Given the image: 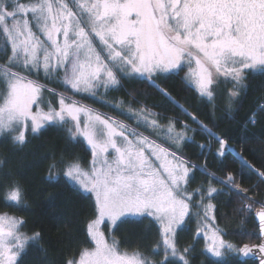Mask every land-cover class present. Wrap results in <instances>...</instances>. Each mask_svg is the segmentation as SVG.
<instances>
[{
    "label": "snow or ice",
    "instance_id": "6c2138e0",
    "mask_svg": "<svg viewBox=\"0 0 264 264\" xmlns=\"http://www.w3.org/2000/svg\"><path fill=\"white\" fill-rule=\"evenodd\" d=\"M185 68V81L201 102L215 110L222 101L230 111L246 91L248 77L264 75V0H0V143L22 149L30 136L59 125L68 147L58 160L53 157L49 179L59 169L69 186L94 198L83 244L69 250L63 264H192L196 244L181 247L179 238L193 216L195 237L205 241L201 255L258 253L264 264V200L255 198L264 189V169L245 161L224 136L156 83ZM136 78L150 81L197 127L184 123L178 129L177 120L165 123L139 101L136 107L127 105L132 127L75 99L107 95ZM259 112L264 113V105ZM256 117L252 113L249 122L255 125ZM196 134L208 139L197 145L202 154L221 161L235 156L255 173L252 189L243 188L231 173L221 178L206 164L198 167L185 159L182 147ZM82 142L91 155L87 168L70 152ZM214 145H219L215 153ZM197 172L206 179L192 187ZM224 196L240 200L238 213H254L259 244L236 247L224 239L214 203ZM26 199L20 180L0 166L4 206L23 210ZM129 218L146 222L144 247L131 252L122 250L115 236ZM25 227L23 219L0 212V264H23L30 242L40 241V232L28 235ZM149 240H155L150 250Z\"/></svg>",
    "mask_w": 264,
    "mask_h": 264
},
{
    "label": "trees",
    "instance_id": "16d2710c",
    "mask_svg": "<svg viewBox=\"0 0 264 264\" xmlns=\"http://www.w3.org/2000/svg\"><path fill=\"white\" fill-rule=\"evenodd\" d=\"M251 80L246 94L230 111L222 101L214 111H211L210 106L201 102L194 86L185 81V77L180 73L166 80L156 79V83L166 89L190 113L212 127L217 135L224 136L229 142V147L234 148L245 161L256 168L264 169V113L259 112V107L264 105V75H253ZM41 82L47 83V86L54 88L56 92L63 90L53 81ZM122 85L120 90L110 91L101 98L97 97L102 101L100 103L92 96L83 98L84 96L76 95L75 98L78 97L84 103L115 118L130 120L128 124L134 127L135 123L132 124L133 120L128 118L127 105L132 104L136 107L135 101L146 104L165 123L169 118L177 120L178 129L182 128L184 123L190 124L192 128L197 127L190 119L181 115L179 110L147 79H128L122 81ZM120 101L124 102V106L118 108L115 104ZM252 113H257L258 122L255 125L249 122ZM188 135L192 136L193 133L190 132ZM66 138L67 134L63 128L59 125H49L42 134L36 137L30 136V143L22 149H13L10 144L0 143V166L16 175L27 191L23 210L5 207L0 200V212H7L23 219L26 222L23 231L28 235L34 232L41 233L40 241L30 242L27 247L26 254L22 257L23 264H63L69 250L78 251L85 239L86 222L92 215L94 200L83 197L76 189L69 186L59 169L52 173L55 178L49 179V168L54 162L53 157L58 160L68 147ZM207 143L208 139L205 135H194V142L186 141L183 145V157L198 167L206 164L208 171L215 172L221 178L231 173L243 188L252 189L257 183L255 173L247 167H242L235 156L229 155L221 161L207 152L202 154L197 145ZM218 147L219 145L213 146V153ZM70 152L79 158L83 167L88 166L91 155L83 142L81 146L71 148ZM205 179V176L197 172L192 187L200 185ZM215 186L221 187L219 184ZM255 198L264 200V189H261ZM214 203L217 206V222L226 238L233 241L236 247L245 243L259 242L258 230L252 215L237 212L241 204L239 199L224 196ZM129 221L123 224L115 236L120 241L122 250L131 252L137 246L144 247L142 236L146 222L141 224L135 222L134 218H129ZM197 225V218L193 216L191 221L187 222V231L181 233L179 238L181 247L196 244L192 264H213L218 260L224 261L225 264H255L244 260L239 253L228 255L223 259L212 258L207 253L201 255L204 244L202 237H195ZM154 243L155 240L147 242L149 250Z\"/></svg>",
    "mask_w": 264,
    "mask_h": 264
},
{
    "label": "rangeland",
    "instance_id": "374dc122",
    "mask_svg": "<svg viewBox=\"0 0 264 264\" xmlns=\"http://www.w3.org/2000/svg\"><path fill=\"white\" fill-rule=\"evenodd\" d=\"M186 72H187V69L185 68V71H184V72H180V74H182V75L185 77ZM191 85H192V84H191ZM59 87H61V86H59ZM61 89H62V87H61ZM62 91H63V90H62ZM57 93H60V92H57ZM78 95H79V94H78ZM102 95H103V94H102ZM102 95L99 96V98H101ZM83 96H84V97H83ZM81 97H83V98H89L88 95H81ZM99 98H97V97H93V99H94L95 101H97L98 103H100V102H102V101H99ZM49 99H54V98L49 97ZM75 99H76V98H75ZM79 99H80V98L77 97L76 100H78L79 102H81V103L87 105L88 107H91V108H93V109H96V108H94L93 106H91V105H89V104H87V103H84L83 101H81V100H79ZM218 105H219V104H218ZM210 109H211V111H214L212 107H210ZM96 110H97L98 112L103 113V114H105V115H107V116H109V117H112V118H114V119H116V120H118V121H122V122H124L125 124H128L129 121H130V120L128 121V120H125V119L115 118V117H113V116H111V115H109V114H106V113H104V112L98 110V109H96ZM131 122H132V124L135 123L134 120L131 121ZM128 125H130V124H128ZM130 126H132V125H130ZM132 127H134V125H133ZM139 131H141V132H145V130H144L143 128H140ZM145 134L147 135L148 133L145 132ZM85 145H86V144H85ZM86 146H87V145H86ZM90 159H91V158H90ZM87 167H88V166H87ZM87 167H85V168H87ZM89 195H91V194H89ZM93 200H94V198H93ZM9 215H10V214H9ZM106 223H107V222H106ZM216 224L222 229V227L218 224L217 219H216ZM101 227H102L103 230H105L106 235H107V234H108V229L104 228L103 225H102ZM223 232H224V231H223ZM201 237H202V241H203V244H204V247H205V241H204V238H203V236H201ZM224 239H225L228 243H230V244L236 246L235 243H234L233 241H231L230 239L226 238L225 234H224ZM234 253H236V252H226L225 255H224L222 258L212 257L210 254H208V255H209L210 257H212V258H215V259H223L224 257H226V256H228V255H231V254H234Z\"/></svg>",
    "mask_w": 264,
    "mask_h": 264
},
{
    "label": "water",
    "instance_id": "95a60500",
    "mask_svg": "<svg viewBox=\"0 0 264 264\" xmlns=\"http://www.w3.org/2000/svg\"><path fill=\"white\" fill-rule=\"evenodd\" d=\"M252 217H253V220L256 224V227H257V230H258V236H259V242L258 243H255V244H259L261 242V234L259 232V227H258V219L255 218L254 216V213L252 214ZM247 244V243H245ZM244 244H242L240 247H242ZM249 245H252V244H249ZM244 260H248V261H252L254 262L255 264H259V254L257 253L256 255H249L248 257H244L242 254H239Z\"/></svg>",
    "mask_w": 264,
    "mask_h": 264
},
{
    "label": "flooded vegetation",
    "instance_id": "af4514ba",
    "mask_svg": "<svg viewBox=\"0 0 264 264\" xmlns=\"http://www.w3.org/2000/svg\"><path fill=\"white\" fill-rule=\"evenodd\" d=\"M186 69H187V68H186ZM257 74H259V73H256V74H253V75H257ZM253 75H251V76L248 77V79H247V81H246V83H247V89H246V91H243V90H242V93H241V97H240V99L246 94V92H247V90H248V83L252 81V80H251V77H252ZM252 125H253V124H252Z\"/></svg>",
    "mask_w": 264,
    "mask_h": 264
}]
</instances>
